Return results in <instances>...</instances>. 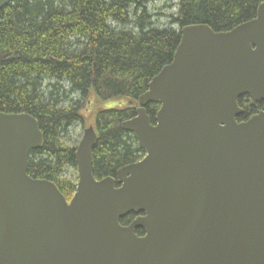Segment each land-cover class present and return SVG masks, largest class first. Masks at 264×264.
Here are the masks:
<instances>
[{
  "label": "water",
  "instance_id": "1",
  "mask_svg": "<svg viewBox=\"0 0 264 264\" xmlns=\"http://www.w3.org/2000/svg\"><path fill=\"white\" fill-rule=\"evenodd\" d=\"M244 96L263 107L238 121ZM137 101L121 128L143 157L97 179L85 128L69 201L27 173L36 118L0 111V264H264V0L229 31L181 28Z\"/></svg>",
  "mask_w": 264,
  "mask_h": 264
},
{
  "label": "trees",
  "instance_id": "2",
  "mask_svg": "<svg viewBox=\"0 0 264 264\" xmlns=\"http://www.w3.org/2000/svg\"><path fill=\"white\" fill-rule=\"evenodd\" d=\"M156 0H16L0 9V111L27 113L43 133L27 173L56 185L69 201L77 175L67 145L71 127L92 113L97 135L92 150L95 178L116 177L144 152L121 123L135 115L138 97L172 61L180 29L204 24L229 31L253 19L263 0H175L166 23L155 20ZM108 101L123 107L99 108ZM245 120L262 109L247 96L237 100ZM158 105L146 111L154 122ZM135 215L120 219L128 225ZM140 232V231H139Z\"/></svg>",
  "mask_w": 264,
  "mask_h": 264
},
{
  "label": "rangeland",
  "instance_id": "3",
  "mask_svg": "<svg viewBox=\"0 0 264 264\" xmlns=\"http://www.w3.org/2000/svg\"><path fill=\"white\" fill-rule=\"evenodd\" d=\"M174 2L175 0H156L153 4L149 5L150 8L155 9L153 10V13L155 15H158L155 16V20L159 18L158 22L162 25L165 24L166 23L165 14H171L175 11V8L172 7ZM125 104L126 103H124L123 101H108L98 104V107L99 108L123 107ZM89 126H92L94 128L93 116L92 113L85 111L83 125L76 124L74 127H71V129L69 130V134L66 140L67 145L77 146L81 139L83 130ZM72 173H76V172L70 170L69 176H71Z\"/></svg>",
  "mask_w": 264,
  "mask_h": 264
},
{
  "label": "flooded vegetation",
  "instance_id": "4",
  "mask_svg": "<svg viewBox=\"0 0 264 264\" xmlns=\"http://www.w3.org/2000/svg\"><path fill=\"white\" fill-rule=\"evenodd\" d=\"M262 104V107H263V103H261Z\"/></svg>",
  "mask_w": 264,
  "mask_h": 264
}]
</instances>
